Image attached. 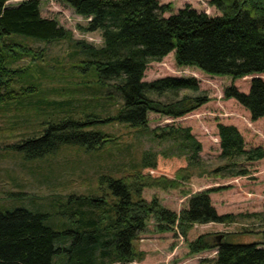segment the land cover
<instances>
[{
  "label": "trees",
  "instance_id": "obj_1",
  "mask_svg": "<svg viewBox=\"0 0 264 264\" xmlns=\"http://www.w3.org/2000/svg\"><path fill=\"white\" fill-rule=\"evenodd\" d=\"M8 1L0 0V103L15 100L25 105L31 101L19 99L26 91L36 93L37 78L29 65L18 67L13 63L21 58L33 62L42 52L21 38L44 42L70 39L72 56L76 57L71 69L84 80V89L90 94L86 102L75 96L81 88L69 98L34 100L51 111L39 133L24 137L16 145L31 159L70 144L86 150L102 149L117 137L99 129L101 125L117 122L145 130L149 112L175 118L206 103V94L180 95L184 89L199 90L193 76L143 80L147 64L172 51L177 65L194 66L210 75L236 79L264 73V0H210L219 12L216 15L186 4L168 16L163 13L170 10V5L159 0H64L77 14L89 17L83 30L101 32V47L72 39L71 32L55 18L42 16L40 0H19L13 5ZM162 96L166 99L161 100ZM223 98L236 100L252 120L264 117V80L259 76L252 78L247 92L232 84L225 87ZM80 102L84 105H78ZM100 104L105 107V115L97 108ZM216 128L219 157L224 162L209 173L248 176V165L264 157V148H246L234 124L218 122ZM190 130L189 126L155 129V133L159 131L156 136L174 138L177 149L184 151L187 163L172 177L152 175L158 154L144 152L141 166L132 172L98 177L99 187L104 190L101 196H76L78 201L69 211L71 228L62 231L72 236L68 246L57 243L62 232L46 224L47 213L22 207L0 209V264H54V255L62 251L67 253L66 264H138L144 253L136 249L135 240L149 219L154 220L159 232L177 228L185 241L194 223H230L237 217H249L264 226V209L236 215L216 211L209 194L226 186L190 194L187 206L179 212L162 205L155 196L150 200L143 197L145 187L176 188L192 175V168L200 161L202 145ZM144 169L149 170L143 172ZM261 234L259 241H235L227 233L217 240L218 236L206 232L186 243L190 253L216 249L215 256L205 258L201 264H264V229Z\"/></svg>",
  "mask_w": 264,
  "mask_h": 264
},
{
  "label": "rangeland",
  "instance_id": "obj_2",
  "mask_svg": "<svg viewBox=\"0 0 264 264\" xmlns=\"http://www.w3.org/2000/svg\"><path fill=\"white\" fill-rule=\"evenodd\" d=\"M19 0H9L13 5ZM161 4H169L170 10L164 16L176 12L186 4L198 11H205L210 15L219 12L210 4V0H159ZM40 12L44 17L55 18L60 26L71 32L74 40L101 47L103 39L99 30L86 31L89 17L77 14L64 0H40ZM21 38V37H20ZM23 42L36 51L42 52L34 60L21 58L13 66H28L33 76L37 78L36 93L27 90L19 105L14 101L0 103V209L14 210L26 208L33 212H44L48 216L46 224L58 231L71 228L70 210L78 201V195L101 196L104 190L99 187L98 177L101 174L124 176L134 168L141 166L144 152H156L157 167L151 171L154 176L164 174L172 177L177 169L186 165L184 151L178 150L176 141L172 137L159 138L155 129L158 127H187L201 143L200 161L192 168V175L176 188L161 189L159 186L145 187L142 195L147 200L157 197L162 205L179 212L187 206L190 194L199 187L208 185L226 186L227 188L213 191L214 198H218V206L223 210H230L232 214L256 212L264 209V157L250 163V174L243 177H221L210 174V170L222 164L219 157L220 145L216 124H234L242 133L246 148L262 146L264 148V117L252 120L248 110L233 98H223V90L229 85H235L239 90L247 92L253 77L259 76L264 80V73L245 75L233 79L228 75H210L194 66H179L174 59V51L163 56L160 60H153L147 64L143 80L151 81L164 76L190 77L198 80L199 90L184 89L180 91L188 94H206L209 99L198 108L179 117H168L159 113L149 112L145 130L127 127L123 124L107 123L99 126L102 131L116 136V140L98 150H86L80 145L70 144L59 147L56 152L41 158L31 159L16 145L24 137L39 133L43 122L50 116V108L43 103H36V99H65L72 97L81 88L79 95L81 102L89 100V92L84 89V80L71 68L76 62L72 56L73 45L70 39L51 42L38 41L33 38H21ZM92 80V79H91ZM19 84V83H18ZM92 87L96 86L93 82ZM98 88V86H96ZM75 90V91H74ZM84 98V99H83ZM103 99V98H102ZM102 99H96L102 100ZM161 100L166 98L162 96ZM78 105H84L83 103ZM93 106V102H90ZM83 108V107H79ZM100 114L105 115V107H97ZM177 154L179 156H165ZM181 152V154H178ZM183 153V154H182ZM149 169H144L147 172ZM251 186H258L259 189ZM203 189V190H204ZM195 191V192H193ZM258 191V192H257ZM251 193V194H250ZM255 195V196H253ZM108 201L109 198L106 197ZM251 200V203H247ZM243 202L237 205L235 202ZM255 202L256 204L252 205ZM228 204V205H226ZM238 206V207H237ZM241 211H238V210ZM257 211V212H258ZM264 226L255 222L254 218L242 217L230 223L209 222L194 223L189 229L186 241L195 239L202 233H213L220 240L227 233L229 239L235 241H259L262 239ZM71 234L62 232L57 239L59 245L68 246ZM178 229L159 232L155 229L153 219H149L146 229L138 234L135 247L144 256L138 264H201L205 258L212 259L216 249H206L198 253H190L187 243ZM65 251L54 255V264H66Z\"/></svg>",
  "mask_w": 264,
  "mask_h": 264
},
{
  "label": "crops",
  "instance_id": "obj_3",
  "mask_svg": "<svg viewBox=\"0 0 264 264\" xmlns=\"http://www.w3.org/2000/svg\"><path fill=\"white\" fill-rule=\"evenodd\" d=\"M233 124V123H232ZM238 177H243V176H238ZM206 187H209L208 185H203V186H201V187H199L197 190H195V191H201V190H203L204 188H206ZM252 188H256L255 190H258L259 189V187L258 186H251ZM195 191H193V192H195ZM258 192V191H257ZM214 193H216V192H211L209 195H210V199H211V202H212V204L214 205V207H215V209H216V211L218 212V213H220V214H223V213H227V212H230V210H228V211H226V210H223V208H222V204H220L219 206L217 205V204H219V203H217V201H219V202H221L218 198H214ZM251 194V193H250ZM253 196H255V195H253ZM235 203H238L237 205H244L243 204V202H240V201H238V202H235ZM247 203H251V200H249ZM254 204H256L255 202H253L252 203V205H254ZM226 205H228V204H226ZM238 207V206H237ZM238 211H241L240 209L238 210ZM250 211H258L257 209H254V208H251L250 209Z\"/></svg>",
  "mask_w": 264,
  "mask_h": 264
}]
</instances>
